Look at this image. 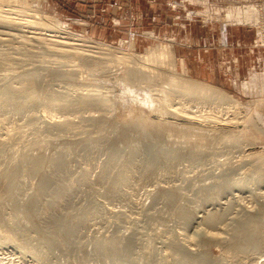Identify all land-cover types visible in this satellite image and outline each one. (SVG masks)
Returning a JSON list of instances; mask_svg holds the SVG:
<instances>
[{"label": "rangeland", "instance_id": "374dc122", "mask_svg": "<svg viewBox=\"0 0 264 264\" xmlns=\"http://www.w3.org/2000/svg\"><path fill=\"white\" fill-rule=\"evenodd\" d=\"M20 1L0 4V15L6 16L7 20L15 18H12V22L0 20V30L3 31L0 32V72L6 73L3 69L8 67L6 83L17 89L25 84H19L18 75L24 72L36 75L38 82L34 80L33 85L38 102L27 111L29 115L35 117L44 113L52 116L56 122L69 121L71 124L66 129L67 133L76 134L74 138L80 140V144L88 137L104 134L111 127H114V133L119 134L132 125L139 115L148 120L159 117L166 127L184 126L188 133L184 137L173 135L174 130L170 128L160 131L154 144L146 146L141 143L134 149L125 143L121 145L118 165L130 163L135 167L127 188L111 197L97 195L93 216L73 242L66 243L61 233L51 230L56 240L63 242L61 251L68 260L78 257L75 249L77 242L86 243L94 237L116 236L123 232L132 235L135 241L131 249L132 257L138 254L135 261L143 262L149 257L154 264H178V260L183 263L191 261V264L196 260H202V264H264V0H202L200 3L190 0ZM247 5H254L257 10L259 8L257 26L253 21L252 24H237L224 18L229 8ZM29 8L37 14H32ZM20 11H26L24 16ZM51 34L54 37H49L50 40H67L79 45L62 49L60 45L46 40V35ZM95 45L105 47V55L89 58L95 51L91 47ZM161 46H166L167 50L170 48L177 76L211 86L208 92L198 96L207 98L183 97L175 87L177 82L158 79L157 84L156 77L143 82L124 80L125 67L127 69L132 64L130 61L143 63L146 56L159 55ZM106 48L110 50L106 51ZM80 51H83V55ZM169 58H164V61L170 62ZM181 62L182 66L179 64ZM3 87L0 81V100ZM86 91L90 95L92 92L95 94L94 105L82 106L79 94ZM223 95L239 106L231 109L230 101H221ZM62 98L73 100L75 108L57 109L52 106L51 102H60ZM214 104L216 108H211L215 107ZM160 105H164V110ZM158 106L165 113L155 114L154 109H158ZM229 106L230 111H227ZM232 116L235 121L241 120L236 129L218 128L220 124L225 125L231 120L234 122ZM187 118L192 122L186 121ZM212 119L218 121L213 122ZM25 120L23 115L10 116L0 112V138L6 133H17L12 136L14 141L11 139L14 143L8 141L6 153L11 147L20 146L16 137L27 139L38 126L35 121L29 123ZM210 121L213 125H210ZM6 130L9 132H3ZM128 132L131 133L130 139L134 140L138 131ZM194 132L204 136L205 140L199 143L198 138L192 135ZM157 135L158 131L152 129L145 139ZM165 147H170L171 151H160ZM87 150H77L69 159L70 165L75 167H72L74 174L70 177H76L78 172L85 169L90 182H95L108 153ZM247 155H251L250 159ZM157 156L166 159L158 160V168L152 169L150 165ZM128 157H133L135 161L124 162ZM1 161L3 159H0V169ZM72 178L69 181H74ZM33 183L30 180L28 186ZM101 187L94 183L92 187H83L85 191L80 189L72 200L74 207H84ZM171 190L178 193L172 203L156 195ZM149 196L153 198L151 203ZM44 203L40 202L42 205ZM1 213L11 215L8 207H3ZM150 216L154 218L152 223H148L146 218ZM152 224L156 229L151 227ZM249 227L254 232L246 243L241 247L236 245L234 249L229 248L231 243L239 241ZM6 228L0 224V264H43L18 241V237L10 239ZM23 234L33 241L36 239L32 229H24ZM214 234L217 239L207 238ZM204 239L207 244L203 246ZM172 242L188 246L194 243L191 246L194 252L188 255L189 260L186 254L170 246ZM37 243L47 249L41 241ZM49 255L50 262H56L61 257L59 252L50 251Z\"/></svg>", "mask_w": 264, "mask_h": 264}, {"label": "bare ground", "instance_id": "6f19581e", "mask_svg": "<svg viewBox=\"0 0 264 264\" xmlns=\"http://www.w3.org/2000/svg\"><path fill=\"white\" fill-rule=\"evenodd\" d=\"M13 1L15 2V0H0V4L4 3V5H5V3L10 4L11 2H12V4H14ZM22 1L23 0H21L20 2H22ZM17 3H16V5H17ZM25 3L22 5H25ZM18 4L20 5L21 3H18ZM31 4H32V2H31ZM32 6H33V4H32ZM36 6H37V4H36ZM17 7L21 8V6H17ZM25 7H26V5L24 6V10L26 9ZM34 7H35V5H34ZM31 8H33V7H31ZM19 10H22V9H19ZM29 10H30V8H29ZM34 10L37 11L36 7ZM258 10H259V8H258ZM258 10L254 7V5L253 6L247 5V6H244L242 8L231 7L225 13L224 18L228 22L231 21V22H235L237 24L238 23L248 24V23H251L253 21V22H256V26H257V20L259 19V11ZM38 11H40V10H38ZM6 12H4V13H6ZM20 12H22V11H20ZM25 12L26 11H24V13ZM30 12H31V10H30ZM24 13L22 16H24ZM31 13L37 14L35 12H31ZM7 14L9 15V12ZM205 14L207 15V12ZM43 15H45V14H43ZM30 16H31V14H30ZM209 16H208V18H210ZM213 16H215V15H213ZM8 17H10V16H8ZM27 17H29V16L27 15ZM31 17H29V18H31ZM39 17H40V15H39ZM12 18L15 20L14 17H11V20H13ZM36 18H37V16H36ZM20 19H22V18H20ZM20 19H18V20H20ZM0 20L1 21H8V20H10V18L7 20L6 16L0 15ZM16 20H17V18H16ZM262 20H264V19H262ZM21 21H23V20H21ZM33 21H34V18H33ZM13 22L17 23L16 21H13ZM27 22H29V21H27ZM29 23H31V22H29ZM258 23H259V21H258ZM20 24L23 25L22 22ZM24 26H26V25H24ZM4 28L5 27L3 26V29ZM18 29H20V28H18ZM5 30H6V28H5ZM17 31H19V30H17ZM0 32H3V31L0 30ZM4 32L7 33V31H4ZM21 32H23V30ZM35 33H37V32H35ZM46 33L48 34V32H46ZM31 36L33 37V35H31ZM46 36H48V38H46V40H48L49 37H54V35H52V34L46 35ZM34 37H39V36L34 35ZM69 37H70V35H69ZM75 38H77V37H75ZM78 39H81V38H78ZM4 40H7V38L6 39L4 38ZM40 40H42V38ZM50 41L54 42V44L57 46L60 45L62 47V49L73 48L74 46L79 45V44H74L73 42H67V40L66 41L50 40ZM77 41H79V40H77ZM86 45H87V43H86ZM96 45H95V47H91V48L95 49V51H93L91 53V55H89L87 53L90 56L89 58H98L99 55H105V51H103V50H105V47L102 45L104 47V48H102V47H99ZM81 46H82V44H81ZM87 46L89 47V44ZM90 46H93V45H90ZM64 47H66V48H64ZM83 47H85V46H83ZM48 48H50V47H48ZM52 48L53 47H51V49ZM66 50H68V49H66ZM107 50L108 49L106 48V51ZM53 51H57V50L54 49ZM62 51H64V50H62ZM62 51L58 50V52H62ZM82 52L80 51L79 53L82 54ZM84 52H86V51H84ZM106 53H108V52H106ZM85 54H84V56H85ZM125 54H126V52H125ZM109 55L112 56L111 54H109ZM132 55H134V54H132ZM31 56H32V54H31ZM110 56H109V58H110ZM168 57H170L169 58L170 62L167 63L164 61V58H168ZM101 58L102 57H100V59ZM27 59L28 58L26 57V60ZM108 59H105V60H108ZM29 60H30V58H29ZM130 60H132V59H130ZM118 61H120V60H118ZM144 61L146 63L145 62L137 63L134 61H130V63H132V64L129 67H127V69L125 67L124 72H126V73H125L124 80L138 81V82L142 81L143 82L147 78L156 77L155 79H157V84H158V79H163L165 82H168V81L173 82V83L177 82L176 84L178 86L176 85L175 87L177 88L178 93H180L181 95H184L183 97L187 96V98H189V97L192 98V96H195L198 98L199 94H203V92L204 93L208 92L209 91L208 88L211 87L210 85H209V87H207L208 85L206 86V85L200 84L199 82L196 83V82L191 81L190 79H186L184 77L177 76V74H175V68H174L175 63L173 64V60H172V52H171L170 48L167 50L166 46H161V51L159 52V55H157V56L153 55V54L148 55L144 58ZM7 62H9V61H7ZM5 64H7V63H5ZM179 64L182 66L183 62H181ZM93 65H95V62ZM4 67H7V66L4 65ZM7 69H8V67H7ZM7 69H5V68L3 69V70H6V73L2 74V72H0V81L2 82V86L4 85V87L2 89L3 96L0 100V112H3V113L10 115V116H16V115L22 116L23 115V117L26 119L25 120L26 122L30 123L31 121H35L37 123L36 125H38L36 127L34 133L30 137H27V139L23 138L21 140L22 137L20 139H19V136H18V138L16 137L15 139H16V141L20 142V146L16 147L14 145L15 146L14 148H17V149H14L11 147L12 149L10 148L8 153H6V150H5L7 143H8V141L11 143V141L14 139V138H12V136H16L17 133L15 132L16 134H14V132H13L14 135L11 133H8V134L6 133V134H4L3 138H0V159H3V161H1V169H0V224L7 227L6 229L8 231L9 238L13 239L15 237H18V241L22 245L27 247L30 251H32V253L43 264H94V263L96 264V262H101L102 264H113V262H121L123 264H154V262L151 259H149V257L145 258V261H143V262H141L140 260L135 261L138 254H136L137 256L135 255L136 257L131 256V252H132L131 249H132V246L134 245L135 241H134L132 235L127 234V233H123V232H121L120 235H116V236L94 237L86 243H79V242L76 243L75 242L76 243L75 249L77 251L78 257L75 258L74 260L70 261L61 251L60 246H61V243H63V242L57 241L51 230H55L57 233H61L63 240L66 243L73 242V240H75L77 234L85 226L88 219H90V217L93 216L92 211L95 208L94 199L96 198V196L102 195L104 197H111V195L121 193L120 191L123 192L124 187L127 188V185L129 184L130 176L132 174V169L135 167L133 166V164H130V163H124V164L118 165V162L121 158V153H122V149H121L122 146L121 145H124V143H125V144L129 145L130 148L134 149V148H137V145H139L141 143L145 144L146 146L154 144L158 141L160 131H164V130H167L170 128L172 130H174V131H172L173 135H177V136L180 135L181 137H184V136H187V134H188L186 132V130L184 129V126L180 125L182 127H179V128H177L176 126L175 127L174 126L173 127H166L165 124L161 121V119L159 117L155 118L154 120H148L146 117L139 115L136 118H134L135 120H134V123L132 125H130L128 128H126L123 132H121L119 134L114 133V131H113L114 127H111L108 129V131H106L104 133L106 136H104V134H100L99 136H96L93 138L88 137L84 143L80 144L79 143L80 140H77L76 138H74L76 134H73V132L71 133V131H70V133H71L70 135L67 133L66 129L71 124L69 121L56 122L51 118L52 116L51 117L49 115L46 116L44 113L43 114L40 113V114L36 115L35 117L33 115L28 114L27 111L30 108H32V106H34L35 103L38 102V99L36 97L35 90H34L35 85H33L34 84L33 81L34 80L37 81V79H38V78L36 79V75L33 73H30V72H24V73L18 75L17 81L19 82V84H22L24 82L27 85L26 81H29V82H28V86H26L24 84V86H26V87L21 85L22 87L20 86L19 89H17L15 87L10 86V84L6 83L8 80L7 79V77H8ZM151 78H150V80H151ZM151 82H153V81H151ZM145 83H147V80ZM29 84H31V85H29ZM128 92H127V94H128ZM92 94H93V92H92ZM92 94L91 95H90V93L88 94L87 91L84 92L83 94L82 93L79 94V96L82 98V102H81L82 106H90L92 104L94 105L95 94H93L94 96H92ZM130 94L131 93L129 92L128 95L130 96ZM212 95H214V94H212ZM211 97H210V99H211ZM150 98H152V96ZM205 98H207V97L203 96V97L198 98V100H201V99L203 100ZM220 98H221V101L222 100H227L226 102L230 101V99L229 100L227 99L228 96L226 98L223 95ZM53 99H54V97H53ZM135 99H136V97H135ZM146 100H147V97H146ZM213 100L215 102V99H213ZM50 101H51V99H50ZM143 101H144V99H143ZM157 102H159V101L157 100ZM230 102L231 103L229 105H232L231 109L233 107L234 108L237 107V105H238L237 102H235V101L234 102L230 101ZM51 103H52V106L57 108V109H64V108H70L71 109L75 105V102L73 100H71L70 98H62L60 100V102H57V103L51 102ZM51 103H49V104L51 105ZM78 103H80V102H78ZM96 103H99V102H96ZM221 103H223V102H221ZM160 106H162L161 109L164 110V105H160ZM160 106H158V109L157 108L154 109L155 114L157 113L158 115L159 114L161 115V113H165L159 109ZM217 107H218V105H217ZM74 108H75V106H74ZM211 108H216V105H215V107L213 106ZM227 108H229V109H227V111H230V106ZM240 110H242V109H240ZM222 111H220L221 114H222ZM232 111H235V109ZM166 112H167V110H166ZM228 113L232 114L231 112H228ZM235 113L238 114L237 111ZM223 116H225V115H223ZM242 116H244V115L242 114ZM242 116L240 115L239 118H241ZM222 118L226 120L225 117H222ZM232 119H233V116H232ZM242 119H244V118H242ZM233 120H234V122L232 120L230 122L226 121L229 123H226L225 125L220 124L218 128H224L225 127V129L226 128L236 129L240 125L241 120L239 119L240 122L235 121V119H233ZM186 121L190 122L191 120L189 118H187ZM212 121H213V119H212ZM214 121L217 122L218 120L216 121V119H215ZM193 122L195 123L194 120H193ZM29 123H27V124H29ZM210 123H211V121H210ZM219 123H221V122L219 121ZM223 123H225V122H223ZM242 123H243V121H242ZM197 124H199V123H197ZM210 125H213V124L211 123ZM92 126H94V125H92ZM215 127H216V125H215ZM4 128H5V126H3V129ZM95 128H96V126H95ZM152 129L158 131V135L155 138H151L148 140H147V138L145 139V137L148 136L149 132ZM69 130H70V128H69ZM96 130H100V129H96ZM128 130L138 131L135 134L136 140L130 139L131 133L129 134ZM214 130H216V129H214ZM227 130H229V129H227ZM10 131H13V129ZM83 131L84 130H82V132ZM211 131H212V129H211ZM3 132H9V131L6 130ZM82 132H78V133L81 134ZM74 133H76V132H74ZM84 133H85V131H84ZM96 133L97 132H95V134ZM97 134H99V133H97ZM78 135H77V137H79ZM192 135L198 138L199 143L202 142L203 140H205V137L200 135L198 132H194ZM90 136H92V135H90ZM144 139H145V141H144ZM226 139H228V138H226ZM13 141H12V143H14ZM231 141L233 142V140H231ZM233 144L234 143H232V145ZM168 145H170V143L167 144L166 146H168ZM228 145L229 144H227V147H228ZM87 149H89V150H87ZM90 149L99 150V151H107V153H108L107 160L104 162V164L101 166V168L99 167L100 171L98 172V174L96 176L95 182H90V180L88 178V173H87V171H85V169L82 170L81 172H78V175H76V177H73L74 181H72V180L69 181L72 178V177H70V176H72V173L74 174L72 167L75 168L74 166L70 165L69 159L71 158L72 155H74V153L78 152L77 150H79V151L80 150H83V151L87 150L86 152H88V151H90ZM11 150H13V151H11ZM160 151H163V152L171 151V148L165 147L163 149H160ZM81 153H82V151H81ZM240 155L239 156L241 158L244 156V155L242 156V154H240ZM253 155H254V153H253ZM247 156H245V157H247ZM250 156H248L249 158L248 157L247 158L250 159ZM255 156H258V154L257 155L255 154ZM255 156H254V158H256ZM158 157H160V156L153 158L152 165H150L152 169L158 168L157 167V166H159L157 163L158 160H165L166 159V158H158ZM248 159L245 158V160L249 161ZM123 161L124 162H132L135 160L133 157H128ZM258 161H256V162L258 163ZM72 163H74V161ZM254 163H255V161H254ZM256 166H257V164H256ZM77 171H78V168H77ZM145 171H146V169H145ZM30 180H33L34 183L31 186H28V183ZM94 183L96 184V186H102V187L98 190L96 189L97 191H95V192L93 191L95 194L92 192L94 196H92L90 199H88V201L84 207H81V208L74 207L72 200H73L74 196L77 194V192L80 189H82L83 187H86V188L92 187V185H94ZM94 188H96V187H94ZM94 188H92V189H94ZM82 190H84V189H82ZM79 193H81V192H79ZM92 193H91V195H92ZM156 195L160 198H163L168 203H172L171 201H173V199H175L177 197L178 193L176 192V190H171V191H167V192H159ZM152 200H153V198L151 196H149V200H148L149 203H151ZM42 201H43V203L44 202H46V203H44L43 205L40 204V202H42ZM41 206H43V207L41 208ZM3 207H8L10 209V211H11L10 216H6V215L4 216L1 213ZM179 210H180V212H182L181 208H179ZM180 212H179V214H180ZM146 218H148L147 219L148 223H152L154 221V218H152L151 216L146 217ZM152 225H151V227L156 229V227H154V225H156V224H154L153 226ZM24 229H30V230L32 229V231L36 235V239L33 241L32 238L26 237L23 234ZM246 229H247L246 232H243V236L240 237L239 241L236 243L235 242L231 243L229 245V248L234 249V248H236V245L241 247V245H244L246 243L248 238L254 232L253 228H251V227L246 228ZM211 234H213V233H211ZM207 238L208 239L213 238V240L217 239L216 234L211 235L210 237L208 235ZM39 241H41V243L43 245H45L47 247V249L41 247L37 243ZM206 244H207V241H206V239H204L202 245L204 246ZM170 246L173 249L177 250V252L186 254L188 260H189L188 255L193 254V252H194L193 251L194 247L191 248V246H194V243L191 244V246H188L187 244H184V245L180 244L179 245L178 243L175 244L172 242V243H170ZM142 248H139V249H141L140 251H142ZM50 251L55 252V253L59 252L60 256H61L60 259L57 260L56 262H50V260H49ZM137 252H134V254ZM0 253H2V252H0ZM134 257H135V259H134ZM196 261L194 262V264H202V260L197 261V262ZM190 262L191 261L183 263L182 260L181 261L178 260V264H191Z\"/></svg>", "mask_w": 264, "mask_h": 264}, {"label": "crops", "instance_id": "0c3cea01", "mask_svg": "<svg viewBox=\"0 0 264 264\" xmlns=\"http://www.w3.org/2000/svg\"><path fill=\"white\" fill-rule=\"evenodd\" d=\"M190 1H198L200 3L202 0H190Z\"/></svg>", "mask_w": 264, "mask_h": 264}]
</instances>
